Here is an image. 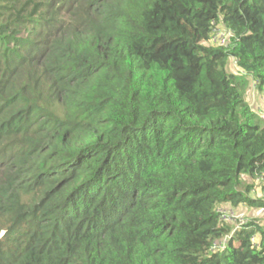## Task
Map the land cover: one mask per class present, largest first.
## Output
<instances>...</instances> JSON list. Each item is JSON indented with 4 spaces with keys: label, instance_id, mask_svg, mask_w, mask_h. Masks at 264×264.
Returning a JSON list of instances; mask_svg holds the SVG:
<instances>
[{
    "label": "trees",
    "instance_id": "16d2710c",
    "mask_svg": "<svg viewBox=\"0 0 264 264\" xmlns=\"http://www.w3.org/2000/svg\"><path fill=\"white\" fill-rule=\"evenodd\" d=\"M253 90L264 0H0V264H264Z\"/></svg>",
    "mask_w": 264,
    "mask_h": 264
},
{
    "label": "rangeland",
    "instance_id": "374dc122",
    "mask_svg": "<svg viewBox=\"0 0 264 264\" xmlns=\"http://www.w3.org/2000/svg\"><path fill=\"white\" fill-rule=\"evenodd\" d=\"M228 70L230 72L233 71L232 61H230L228 64ZM254 93H255L257 98L255 100L254 99L252 100L251 95H253ZM261 98L263 99L262 94L261 93L257 94L255 90H253L252 92H249L248 96H247V99H251L250 102L253 105L255 104L257 107L260 106V108H261L260 111H262V113H264V103L261 104V102H260L258 104L259 99H261ZM262 99L260 101H262ZM243 181H244V183L249 182L246 179H244ZM249 184H251V183H249ZM261 196H262V193H261L260 187L254 188L252 191V197L260 198ZM237 209H238L237 212L239 213V215H237L236 218L239 221H240V219H243L244 221H247V222L254 220V221L259 222L261 225L264 226V209H254V208H247V207H243V206H240Z\"/></svg>",
    "mask_w": 264,
    "mask_h": 264
},
{
    "label": "built area",
    "instance_id": "2783aa9c",
    "mask_svg": "<svg viewBox=\"0 0 264 264\" xmlns=\"http://www.w3.org/2000/svg\"><path fill=\"white\" fill-rule=\"evenodd\" d=\"M231 37H232V35L230 32H228L224 29H221L220 27L217 26V24L212 23V30L210 33L209 40L207 42L210 45L226 47L229 44V40ZM233 65H234V67H236V61L235 60H233ZM222 214H223L222 217L224 218L225 217L224 213L222 212ZM242 224H243V221H242V219H240L239 225H242ZM225 242H226L225 239H223L220 242H218L217 244H214V247H218V248L222 249V247L225 245Z\"/></svg>",
    "mask_w": 264,
    "mask_h": 264
}]
</instances>
